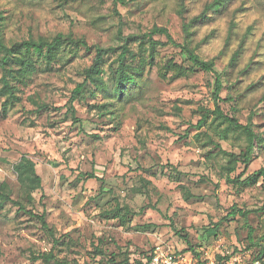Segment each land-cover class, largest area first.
I'll list each match as a JSON object with an SVG mask.
<instances>
[{
	"label": "rangeland",
	"instance_id": "1",
	"mask_svg": "<svg viewBox=\"0 0 264 264\" xmlns=\"http://www.w3.org/2000/svg\"><path fill=\"white\" fill-rule=\"evenodd\" d=\"M212 2L0 0L5 46L58 33L89 46L67 48L52 62L33 53L34 70L12 81L11 99L0 83V182L23 200L12 165L26 155L41 177L32 210L44 212L58 239L53 243L36 217L5 203L0 264H55L32 259L50 250L68 264H132L158 244L187 252L196 264H261L263 177L233 185L224 168L223 151L242 153L246 139L211 117L197 125L202 109L214 108V73L194 67L160 78L157 71L171 58L191 66L177 44L213 61L221 74L222 113L248 124L256 141L249 166L237 161L229 176L241 173L242 180L264 170V0H222L220 12L205 10ZM153 26L165 28L173 42L162 33L150 35ZM149 36L155 41L152 59ZM126 39L134 54L127 58L134 77L124 86L128 94L117 98L111 53L103 65L106 90L70 101L94 46L117 47ZM170 165L178 179L170 177ZM84 172L97 178L86 179ZM179 184L194 196L185 200ZM117 202L131 213L110 217ZM234 208L248 210L247 219L227 217Z\"/></svg>",
	"mask_w": 264,
	"mask_h": 264
},
{
	"label": "trees",
	"instance_id": "2",
	"mask_svg": "<svg viewBox=\"0 0 264 264\" xmlns=\"http://www.w3.org/2000/svg\"><path fill=\"white\" fill-rule=\"evenodd\" d=\"M119 1L122 3L125 2V0H119ZM220 1L222 0H214V2L206 6L205 10H208L213 7L215 8L214 9L215 12H220V10H222L220 8H222L223 4H225V2L220 4ZM224 8L225 7H223V9ZM204 13L205 12L200 13L198 16L195 17V19L197 20L198 17L203 16ZM148 33L150 35L153 33H162L167 37L168 41L173 42L170 34L165 28L153 26ZM148 42H149L148 48L150 51L148 57L152 59V53L154 51L155 41L149 36ZM177 46L185 50L188 60L191 63V66H185L182 63L175 62L172 58L168 59L165 63L158 66L157 71L159 77L165 78L168 73H172L173 76H178V77L183 76L188 72L193 71L194 67H198L201 70L214 73L215 79H214V87L212 92L214 108L210 109L204 107L202 109L201 117L199 118L197 125H201L202 122L205 123L206 119L208 117H211V121L219 120V122H225L226 129H230L232 131L241 133L244 135L246 139L245 150L242 153L235 154L233 152L223 151L224 155L228 157V164L224 166V168L228 172V174L226 175V181L233 185H244V184L253 185L257 182L259 177H263L264 180L263 169H259L257 172L247 176L242 180L240 179L242 175L241 173L234 178H231L229 176V173L234 170L233 164H236L237 161H242L245 168L249 166L251 160V154L254 150V146L256 143L255 134L248 124H241L238 122L236 118L230 117L222 113L221 108L219 106L220 91L222 89L221 74H219L214 69L213 61L201 60L192 49L188 48L185 45L177 44ZM80 47L89 48L85 40L81 38H72L71 36L63 35L62 33L56 34L50 40L43 37H39L36 40H31V39L22 40L20 42L13 43L10 46H5L1 38V16H0V71H1L0 83L2 87L6 88L5 91L8 94V97L11 99L12 97H14L13 92L15 89V86L12 84V81L21 79L34 70L33 53L37 54L38 57L44 59L46 62H52L56 60L58 54L61 51L67 48L69 50H77ZM94 50H95V54L91 59V63L82 69V74H83L82 81L77 83L76 86L71 91L70 101L76 100L83 92L86 91L89 92L91 95L96 96L97 93L106 90L107 84L103 80V74H104L103 65L106 56L111 53L112 54L116 53L115 62L117 63V66L113 71V78L115 79L116 82V86L114 90L116 91L118 99L124 98L128 94L127 90L124 87L125 84L134 79L133 74L128 71L129 67L127 64V58L134 57V54L131 52L128 46V39H126L122 45L117 47L105 48L99 45H95ZM236 55L237 54H234L232 56L231 58L232 61L236 58ZM10 61H12L18 67L13 68L11 66ZM72 115H73V119L76 121L73 111H72ZM222 136L225 137L224 132L222 133ZM170 166H171L170 175L172 174V176L170 177L178 179L180 176V172L176 169L175 166L173 165ZM12 170L16 175V180L19 184V190L21 196L23 197V200H21L20 198H13L11 196V192L8 188L7 183L2 181L0 182V206H2L5 203H10L12 206L16 208V212L22 211L23 213L28 214L29 216L36 217L37 220L40 222L41 226L45 228L52 235L53 243H57L58 239L54 237L52 229L48 226L44 212L38 214L33 212L32 210V207L34 205L33 193L42 188L41 177L36 172L35 166L27 158L26 155H21L20 158L13 163ZM83 175L84 178L86 179L97 178V176L93 172H84ZM179 186L182 192V196L185 200H189L194 196L185 185L179 184ZM121 212H123L122 215H127L131 213L127 208V206H120L117 202V204L109 212L110 217L118 218ZM247 213L248 210H241L234 208L226 216L228 217L229 215L239 214L243 219H247ZM226 216H223L222 220L226 219ZM217 225L218 222L217 224H215V227H217ZM248 235L249 237L252 236L251 229H249ZM262 237L264 238V234ZM184 240L188 248L191 249L192 246L189 244V241L187 240L186 237H184ZM150 251L151 250H149L143 256L138 258L136 262L132 264H139L141 262L140 261L141 258L147 256ZM32 259L33 260L43 259L47 263H49L50 261H54L55 264H68L65 261L56 260L51 250L48 252H43L36 256H32ZM258 259L261 260V264H264V260L262 257H259Z\"/></svg>",
	"mask_w": 264,
	"mask_h": 264
},
{
	"label": "built area",
	"instance_id": "3",
	"mask_svg": "<svg viewBox=\"0 0 264 264\" xmlns=\"http://www.w3.org/2000/svg\"><path fill=\"white\" fill-rule=\"evenodd\" d=\"M139 264H196L191 255L163 244L155 245Z\"/></svg>",
	"mask_w": 264,
	"mask_h": 264
}]
</instances>
